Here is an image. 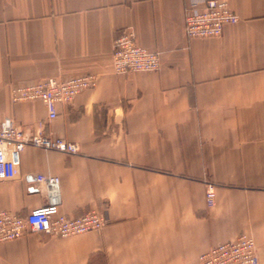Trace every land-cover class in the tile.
<instances>
[{"label":"crops","instance_id":"0c3cea01","mask_svg":"<svg viewBox=\"0 0 264 264\" xmlns=\"http://www.w3.org/2000/svg\"><path fill=\"white\" fill-rule=\"evenodd\" d=\"M224 1L238 23L189 39L190 0H0V120L29 133L44 120L78 149L26 148L0 182V211L96 209L109 220L99 232L1 244L0 264H195L242 233L264 264V0ZM126 28L159 52L158 72H113ZM87 74L96 86L50 122L41 101L11 100L15 85ZM38 175L60 178L58 205L47 206Z\"/></svg>","mask_w":264,"mask_h":264},{"label":"built area","instance_id":"2783aa9c","mask_svg":"<svg viewBox=\"0 0 264 264\" xmlns=\"http://www.w3.org/2000/svg\"><path fill=\"white\" fill-rule=\"evenodd\" d=\"M238 16L224 0H190L185 8L184 31L189 39L220 37L224 28L238 23ZM112 69L117 75L157 72L160 69L158 52L141 46L134 31L126 28L113 42ZM94 74L68 79L49 77L35 83L15 85L11 91L13 103L41 101L47 111V122L58 116L59 104H70L80 93L96 86ZM46 122H38L37 131L29 133L12 118L0 120V182L12 180L20 166V154L28 147L63 154H76L77 146L62 138L47 135ZM38 190L46 194L47 206L60 203V178L52 175L36 176ZM212 184L207 185L208 207L215 204ZM109 223L106 213L92 209L81 216L53 215L48 209L20 216L0 211V245L21 239L29 234H45L70 238L88 232H99ZM256 243L252 236L242 233L235 240L212 246L199 255L195 264H258Z\"/></svg>","mask_w":264,"mask_h":264},{"label":"rangeland","instance_id":"374dc122","mask_svg":"<svg viewBox=\"0 0 264 264\" xmlns=\"http://www.w3.org/2000/svg\"><path fill=\"white\" fill-rule=\"evenodd\" d=\"M238 18H239V17H238ZM155 52H157V51H155ZM158 53H159V52H158ZM159 55H160V54H159ZM159 70H160V69H159ZM159 70H158V71H159ZM158 71H157V72H158Z\"/></svg>","mask_w":264,"mask_h":264}]
</instances>
